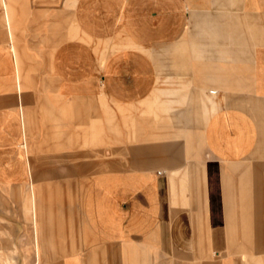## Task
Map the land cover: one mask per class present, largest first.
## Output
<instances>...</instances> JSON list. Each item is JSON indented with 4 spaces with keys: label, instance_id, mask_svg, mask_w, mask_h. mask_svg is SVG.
Masks as SVG:
<instances>
[{
    "label": "crops",
    "instance_id": "crops-1",
    "mask_svg": "<svg viewBox=\"0 0 264 264\" xmlns=\"http://www.w3.org/2000/svg\"><path fill=\"white\" fill-rule=\"evenodd\" d=\"M47 1L14 3L12 42L0 25V189L76 191L74 264L90 230L105 264L206 239L215 264H264V0ZM97 120L109 158L90 178L70 162Z\"/></svg>",
    "mask_w": 264,
    "mask_h": 264
},
{
    "label": "rangeland",
    "instance_id": "rangeland-1",
    "mask_svg": "<svg viewBox=\"0 0 264 264\" xmlns=\"http://www.w3.org/2000/svg\"><path fill=\"white\" fill-rule=\"evenodd\" d=\"M16 1L0 0V25L5 28L4 36L10 42H12L13 35L9 23L14 13ZM50 1H47V5ZM36 2H43V0H36ZM74 2L75 0H66L63 4L64 9H72ZM69 32L70 38L78 37L75 28H70ZM11 50L14 53L12 46ZM209 94L213 95L214 93ZM210 95L206 96L205 100H200L201 108L207 116L215 113L217 109V105ZM120 113L123 115V111ZM91 122L90 139H88L86 126L80 125L76 128L77 149L74 152L80 156L73 158L70 162L72 165L90 163V178L96 172L101 171L104 161L109 158L108 153L104 151L100 122L99 120L92 124ZM128 129L129 132L131 129V134H133L134 127ZM19 147L26 152L25 140L20 143ZM84 153L87 155L82 156L81 154ZM116 157L111 155L110 158ZM175 175L172 173L168 177L169 196L173 206L176 198V190L173 185ZM192 180H194L193 177ZM18 190L19 196L16 188L11 190L0 189V264H74L77 257L72 256L71 251L75 250L76 245L80 242L77 233H73L72 230L73 221L77 224L76 219L79 213L78 206L74 204L76 200L71 198L75 197L76 191H52L50 192L51 199H49L48 196H44V191L38 192L33 184L28 188L26 183L19 186ZM46 193L49 195L48 191ZM197 240L200 244L201 239ZM206 245V248H203L206 252L200 254L159 253L152 258L150 256L147 258L144 255L142 264H215L219 258H216L211 252L212 248L207 239ZM100 250H102L101 245L90 230V264H105V258H108V255L102 254ZM122 255L125 256L126 254L123 253ZM132 257L134 256L132 255ZM244 261H246L245 264H259L258 259L253 258H245ZM128 263H130L129 259L127 260ZM120 264H122L121 259ZM133 264H138V262L135 260Z\"/></svg>",
    "mask_w": 264,
    "mask_h": 264
}]
</instances>
